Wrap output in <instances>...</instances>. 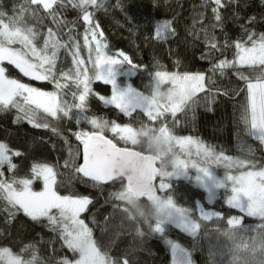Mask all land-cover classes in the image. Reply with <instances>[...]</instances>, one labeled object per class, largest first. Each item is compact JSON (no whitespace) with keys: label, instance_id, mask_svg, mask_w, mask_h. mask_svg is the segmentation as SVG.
Segmentation results:
<instances>
[{"label":"trees","instance_id":"trees-1","mask_svg":"<svg viewBox=\"0 0 264 264\" xmlns=\"http://www.w3.org/2000/svg\"><path fill=\"white\" fill-rule=\"evenodd\" d=\"M98 4L101 6L89 5L87 11L91 13L92 24L99 26L98 33L103 34L97 38L107 45V54L115 56L123 52L137 66L116 67L117 86L148 92L147 85L159 71L203 74L204 90L192 96L174 115L166 111L153 120L140 109L126 115L107 104L105 100L112 96V86L91 80L84 111L78 110L74 105L79 103L82 86L76 83L77 66L72 53L73 44L78 43L79 58L85 54L84 33L88 24L83 19V11L71 0H60L52 9L31 5L28 0H0L5 22L9 17L22 16L20 24L37 34L38 47H43L48 39L49 29L54 33L53 40L65 45L57 49L55 79H31L6 60L0 64L5 68V76L41 91L55 92L69 111L68 116L58 113L57 117H51L37 110L36 121L47 123V128L34 127L22 118L23 113L17 108L9 106L0 111V142L22 154L12 157L17 166L14 170L4 166L3 178H32L34 164L53 165L58 173L55 187L60 195L87 197L91 201L79 218L91 230L98 250L112 264L125 261L127 264H171L169 240L187 252L192 264H264V219L244 216L240 210L227 205L230 195L227 188L218 189L213 202H208L206 192L191 181L170 179V187L162 195L187 210L197 224H202L197 204L215 211L221 218L205 223L196 236L187 235L171 224H166L160 234L154 231L153 223L144 228L149 234L140 239L135 235L136 225L125 219L120 211L121 201L113 195L124 189V180L102 185L75 172V167L81 164L82 144L76 134L96 131L89 122L91 119L107 121L108 128L103 134L118 146L142 153L141 148L113 134L112 124L133 129L141 124L153 128L163 126L175 137H191L212 150V156L196 158L218 175L264 167V143L250 134V124L246 125L242 118L247 106V89L245 80L238 74L243 73L255 82L262 66L237 65L225 68L223 73L212 71L221 60L235 59L234 42H245L251 34H255L254 39L264 34V0H222L219 21L213 12L217 8L215 0H98ZM169 22V31L157 38V25ZM213 38L217 44L215 49L209 43ZM246 46L251 47V43ZM12 47L22 48V45ZM57 81L62 87L57 88ZM218 156L231 160L217 159ZM236 160L251 161L255 168H239L232 163ZM32 189L43 190V180L33 179ZM234 217L242 218V226L232 230L228 237L210 232L215 228L226 230L227 220ZM205 230L208 232L204 233ZM3 248L24 260L35 257L33 264H59L65 258L72 264L78 260V252L64 243L59 226L50 225L46 218L33 220L18 205L13 206L0 197V249Z\"/></svg>","mask_w":264,"mask_h":264},{"label":"snow or ice","instance_id":"snow-or-ice-1","mask_svg":"<svg viewBox=\"0 0 264 264\" xmlns=\"http://www.w3.org/2000/svg\"><path fill=\"white\" fill-rule=\"evenodd\" d=\"M58 2L60 0H28L29 4L42 5L44 9H52L53 5ZM71 2L83 11V19L88 24L84 33V45L88 47L90 60H92V53L95 52L94 65L98 69L95 79H102L105 83L112 85L113 94L109 100L105 101L106 103L114 104L126 115H131L137 108H142L154 120L161 114V108L165 111L171 110L174 115L195 93L204 90L205 76L203 74L178 75L173 73L169 75L157 71L155 76L158 79L171 81L178 99L169 106L156 104L155 101L146 104L144 98L136 93V102L130 104L128 97L132 93V89L131 87L124 91L119 89L116 82L117 73L113 69L114 66L122 64L131 65L133 68H137V66L123 52L118 53V56L122 59L107 54V45L102 42V39L97 38L98 36L102 37L103 34L98 33V25L92 24L91 13L87 11V7L89 5L101 6L98 4V0H71ZM215 4L217 8L213 9V12L216 20L219 21L221 17L218 9L223 6L222 0H215ZM50 14L54 15V13ZM20 19H22V16L19 18L13 16L5 22V14L0 11V64L6 60L15 65L24 76L34 80L55 79L54 69L57 49L65 45L53 40L54 33L49 29L48 39L44 41L43 47H38L35 43L37 34L32 28L26 25L22 26ZM169 28L170 22L157 25L155 29L156 37L161 38L164 36ZM254 36L255 34L249 35L248 40L245 42L239 40L234 42L236 48L235 59L221 60L214 66L212 71L219 70L223 73L225 68H232L237 65L262 66L261 75L255 79V82L243 73L238 74L240 79L245 80L247 89V106L245 115L242 118L246 125L250 124V134L261 143H264V34H260L256 39H254ZM249 42L251 47L246 46ZM92 43L95 44V48L91 47ZM209 43L211 48L215 49L217 47L214 38ZM14 44H20L22 48L12 47ZM73 48L75 49L72 53L74 64L77 66L76 83L78 86H82V92L78 96L79 103H76L74 107L84 111L86 97L91 91L89 85L92 77L88 75L86 68H81L85 62L79 58L80 45L74 43ZM105 65L108 66V69L102 71ZM63 75L67 76L68 74L64 73ZM186 83L189 85L188 88H185ZM56 86L57 88L62 87L58 81ZM9 106L19 109L23 113L22 118L27 119L29 123L38 128H47L49 125L36 121L37 110H42L51 117H57L58 113H63L64 116L69 115L66 106L58 99L55 92L41 91L15 79H8L5 76V68L0 66V111L7 109ZM89 122L96 131L76 134V138L83 144V163L75 167V172L95 182H107L115 177L126 176L127 184L122 191L117 193V199L128 194L147 195L150 199L161 197L156 195L153 180L157 176L161 177L160 190L168 189L170 185L165 183L163 178L171 176L172 172L159 171L157 162L152 156L129 150L126 147H118L111 139H107L103 134L105 129L108 128L107 121L91 119ZM159 130L168 135L175 144H179L182 150L195 144L197 151H202L205 157L213 155L211 149L204 148L201 142L195 141L191 137L177 138L163 126ZM110 131L118 135L121 140L131 141L132 145L135 144V131L132 127H122L113 123ZM20 155L22 154L19 151H12L7 144L0 142V197L7 199L13 206L18 205L33 220L46 218L50 225L59 226L64 243L69 249L80 254L75 264H112L106 255L98 250L91 238V230L79 218L91 201L87 197L60 195L55 187L58 173L53 165L34 164L32 178L20 180L15 178L6 180L3 178L4 172L2 169L4 166L7 165L9 171L14 170L17 166L12 162V157ZM217 159L231 160V158L223 156H218ZM232 163L239 168L246 166L255 168V164L251 161L236 160ZM177 165V169L189 167V163L179 157ZM191 166L197 167L196 164ZM198 169L204 176L209 175L208 167H199ZM33 179L43 180V190L34 191L32 189ZM226 179L233 182L232 195L227 203L248 216L264 219V169L242 171L239 175H228ZM241 194L247 198L246 202L241 200ZM167 204L176 213L183 215L185 210L177 207L172 199H168ZM204 218L208 219V216ZM228 224L240 225L241 220L234 217L228 220ZM161 225L162 220L157 221L154 231L162 232ZM187 227L192 231H196L199 225L190 223ZM34 259L35 257H33ZM33 260H24L7 248L0 249V264H33ZM59 264H69V261L65 258ZM124 264H127V261Z\"/></svg>","mask_w":264,"mask_h":264},{"label":"clouds","instance_id":"clouds-1","mask_svg":"<svg viewBox=\"0 0 264 264\" xmlns=\"http://www.w3.org/2000/svg\"><path fill=\"white\" fill-rule=\"evenodd\" d=\"M164 85L165 81L154 78L147 85L149 88L148 92H141L131 88L132 93L128 97L129 103L134 104L136 102V93H139L144 98L146 104L151 101H155L156 104L173 103L178 99L175 89L173 85L169 87ZM134 131V146L141 148L144 154L155 158L159 171L172 172L177 169L178 154L175 143L168 135L162 133L159 128L144 124L134 128ZM129 142L131 143V141ZM113 195L117 199V193H113ZM168 199H162L161 197L150 199L147 195L128 194L117 200L121 201L120 211L125 214V219L136 225L135 235L143 239L149 234L144 231V228H148L153 223L163 220L170 211H173V208L167 204Z\"/></svg>","mask_w":264,"mask_h":264},{"label":"rangeland","instance_id":"rangeland-1","mask_svg":"<svg viewBox=\"0 0 264 264\" xmlns=\"http://www.w3.org/2000/svg\"><path fill=\"white\" fill-rule=\"evenodd\" d=\"M91 47L95 48V44L92 43L91 44ZM84 56V57H83ZM81 57V59H84L85 60V63L83 65V68H86L87 69V72H88V75L90 77H92V80H98V81H101L103 83H105L102 79H95V74L96 72L98 71V69L95 68V65H94V59H95V52L92 53V60L89 59V51H88V47H86V50H85V54ZM117 59H122L121 57H119L118 55H115ZM119 65L117 66H114V69H116V67H118ZM239 66V65H238ZM108 69V66L105 65L104 68L102 69V71H107ZM132 71V69H131ZM171 75V74H169ZM184 75V74H182ZM191 75V74H190ZM157 78V77H156ZM165 87H169V86H172V83L170 80L168 79H165ZM111 85V84H110ZM112 86V85H111ZM119 89L121 91H124L126 89L129 88V86H124V87H120L118 86ZM189 85L186 83L185 84V88H188ZM113 89V88H112ZM198 93V92H197ZM195 93V94H197ZM113 94V93H112ZM194 94V95H195ZM193 95V96H194ZM111 97H109L108 99L106 100H109ZM105 100V101H106ZM109 105H113L115 106L114 104H110V103H107ZM161 105H164V106H169V104H161ZM137 109H140L142 110L146 115H147V112L144 111L142 108H137ZM169 112H172L171 110H168ZM163 112H166L163 108H161V114ZM155 114V113H154ZM160 114V115H161ZM159 116V115H158ZM177 138H180V137H177ZM130 143V142H129ZM175 148H176V152L178 154V157L180 159H183L185 161H187L189 163V167L186 168V169H176L175 171H172V175L171 176H168V177H164L163 180L165 181V183H168L169 184V180L170 179H186V180H189L191 181L194 185H196L197 187L203 189L205 192H206V199L208 202H213L214 198H215V195H216V191L218 189H224V188H227L229 191H230V195L229 197H227L226 199V204L229 205L227 203L228 199L231 197L232 195V186H233V182L232 181H228L226 179V176L228 175H239L240 172H237L236 174H231V173H225V174H222V175H218L212 168L208 167V166H204L202 165L199 160L196 158V157H203L204 154L203 152H198L197 151V146L195 144L193 145H190V146H187L186 149L182 150L180 145L179 144H175ZM192 164H196V168L195 167H192L191 165ZM199 167H208L209 168V175L208 176H204L203 173H201L199 171ZM238 167V166H237ZM264 169V167H262L261 169L259 170H262ZM259 170H255V171H259ZM171 171V170H170ZM248 171V170H246ZM242 172V171H241ZM159 177V176H158ZM161 177H159V181H157V189H158V196H161L162 199H168V197H165L162 195V192L164 191H161L160 188H159V184L161 182ZM166 190V189H165ZM241 200L246 202L247 198L246 197H243V195L241 194ZM230 206V205H229ZM232 207V206H231ZM183 209V208H181ZM237 209V208H236ZM185 210V209H184ZM239 210V209H238ZM197 212H198V216L199 218L201 219V222L202 224H197L190 216H189V213L187 210L184 211L183 215L179 214V213H176L174 210L173 211H170L169 214L166 216V218H164L162 220V229L164 228V226L166 224H171L175 227H177L179 230H181L183 233L187 234V235H190V236H196L200 231H201V227L205 225V223H209L213 220H216V219H219L221 218L220 215H218V213H216L215 211L213 210H205L201 204H197ZM244 216H247V217H251V218H254V219H257V220H260L261 218L259 217H252V216H248L246 213H243L241 212ZM205 216H208V219H205L204 217ZM235 218H239L241 220V224L240 225H229L228 224V220H227V225H228V228L224 231H218L217 228L215 229H211L213 231H210V232H218V233H221V237H228V235L230 234V232L234 229H238L242 226V218L241 217H235ZM231 219V218H230ZM190 223H194V224H197L199 225L198 229L196 231H192L189 227H187V225H189ZM163 232V231H162ZM162 232H158L160 234H162ZM208 231H204V233H207ZM168 244H169V249H170V253L173 254V252L178 248V247H181L177 242L175 241H168ZM80 257V254L78 252V259ZM72 264H75V262H73Z\"/></svg>","mask_w":264,"mask_h":264},{"label":"water","instance_id":"water-1","mask_svg":"<svg viewBox=\"0 0 264 264\" xmlns=\"http://www.w3.org/2000/svg\"><path fill=\"white\" fill-rule=\"evenodd\" d=\"M107 139H110L109 137H107V136H105ZM113 141V140H112ZM113 143H115L114 141H113ZM118 146V145H117ZM118 147H120V146H118ZM123 148V147H122ZM129 150H133V151H137V150H134V149H132V148H128ZM142 153V152H141ZM142 154H144V153H142ZM82 163H83V144H81V164L80 165H82ZM157 167H158V165H157ZM82 178H84V179H86V180H90V181H92L90 178H87V177H83V175L82 174H79ZM157 178H158V176L157 177H155L154 178V180H153V186H154V188H155V190H156V194H158V189H157ZM117 179H122V180H124V182H125V185L127 184V179H126V176L125 177H115L113 180H111V181H107V182H96V183H99V184H102V185H106V184H109V183H111V182H113V181H115V180H117ZM93 182H95V181H93ZM171 264H192V262H191V260H190V258H189V256H188V254H187V252L183 249V248H181V247H178L174 252H173V254L171 255Z\"/></svg>","mask_w":264,"mask_h":264}]
</instances>
